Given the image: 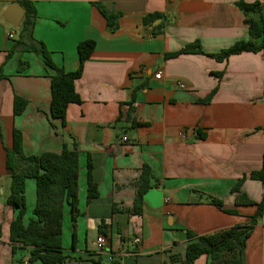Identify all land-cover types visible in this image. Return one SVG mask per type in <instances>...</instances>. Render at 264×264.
I'll list each match as a JSON object with an SVG mask.
<instances>
[{
    "label": "crops",
    "instance_id": "crops-1",
    "mask_svg": "<svg viewBox=\"0 0 264 264\" xmlns=\"http://www.w3.org/2000/svg\"><path fill=\"white\" fill-rule=\"evenodd\" d=\"M19 1L0 0V264H28L30 257L28 248L13 255L10 246V226L18 214L7 204L14 129L22 132L27 156L78 146L81 215L73 249L67 208L64 264H182L187 231L208 235L250 221L257 207L237 206L231 189L262 167L264 55L245 52L225 62L207 56L249 39L237 6L242 0H31L37 10L34 38L57 66L76 71L78 45L96 42L76 81L82 103L69 105L65 122L51 117L52 71L43 58L20 48L11 54L23 19L13 27L2 14ZM96 3L121 14L116 31L107 29ZM197 41L205 54L167 57ZM15 95L28 100L18 116ZM89 159L99 191L91 203ZM146 165L152 187L142 215H132L135 183ZM242 192L260 202L264 183L247 178ZM208 196L222 200L223 207L210 204ZM36 201V181L28 179L25 225L34 217ZM103 221L106 234L100 231ZM100 236L106 238L102 249L96 244ZM194 264H210L209 258ZM245 264H264V215L247 239Z\"/></svg>",
    "mask_w": 264,
    "mask_h": 264
},
{
    "label": "trees",
    "instance_id": "trees-1",
    "mask_svg": "<svg viewBox=\"0 0 264 264\" xmlns=\"http://www.w3.org/2000/svg\"><path fill=\"white\" fill-rule=\"evenodd\" d=\"M19 4L25 10L22 24L19 28V38L16 43L15 52L18 48L25 52H32L43 58L46 66L52 71L51 79V104L50 114L54 119H62L65 122L66 113L70 104H81L82 99L76 90V81L81 78L86 61L90 59L96 42L93 40L83 41L78 45L80 66L76 71L68 72L57 66L51 58V53L43 42L34 38V29L37 19V10L31 0H20ZM245 17V23L249 28V39L237 41L229 48L219 53L207 54L219 62H225L233 55L245 52L262 53L264 55V2L237 3ZM96 7L105 17L107 29L114 32L118 29L120 13H112L102 3H96ZM152 17V16H151ZM148 18L144 19L145 25L149 24ZM205 54L199 41L189 44L178 52L168 54V58L177 57L181 54ZM27 63L21 62V67ZM0 72V79L3 77ZM222 76V73L219 74ZM215 89L204 101L211 102L216 94ZM28 106V100L15 95L14 114L21 115ZM135 126L144 124L134 123ZM0 136L2 129L0 127ZM203 138L204 135H201ZM79 159L78 146L73 149L64 146L60 153H44L42 155L27 156L23 150V135L18 129L13 132V148L7 154V168L12 172L10 194L7 204L18 210L17 217L10 226V246L15 255L20 248H28L30 257L28 264L41 261L46 264H64L67 257L64 254L63 226L67 208L70 211V222L72 225V248L77 247V221L81 215L79 208ZM92 163L88 160L87 172V201L91 203L98 198V186L92 175ZM153 175L149 166H144L140 179L135 183L137 193L134 200L132 215H142L144 197L151 189ZM252 180L264 183V155L262 167L252 171L249 175L241 178L231 189L236 194L235 203L237 206H256L257 212L250 221L221 230L208 235H196L187 231L188 244L182 264H194L201 256H207L210 264H245L246 242L264 215V198L255 202L242 192L244 181ZM35 179L37 201L34 210V217L30 218L27 225L24 224V217L27 213L26 202V181ZM207 201L219 208L223 202L214 197H207ZM114 212L117 209L114 207ZM230 214H238L236 209L226 210ZM106 223L100 224V231L106 234ZM1 236V234H0ZM175 258L173 262H175ZM20 264H24L23 262Z\"/></svg>",
    "mask_w": 264,
    "mask_h": 264
},
{
    "label": "water",
    "instance_id": "water-1",
    "mask_svg": "<svg viewBox=\"0 0 264 264\" xmlns=\"http://www.w3.org/2000/svg\"><path fill=\"white\" fill-rule=\"evenodd\" d=\"M3 17L13 27H19L24 17V9L19 3H14L5 9Z\"/></svg>",
    "mask_w": 264,
    "mask_h": 264
},
{
    "label": "built area",
    "instance_id": "built-area-1",
    "mask_svg": "<svg viewBox=\"0 0 264 264\" xmlns=\"http://www.w3.org/2000/svg\"><path fill=\"white\" fill-rule=\"evenodd\" d=\"M9 37H10V38H13L12 35H10ZM156 77H157V78H160V77H161V73L157 74ZM181 86H182V87H185V85H183V84H181ZM134 242H135V243H139V242H140V239H136ZM96 244H97V246H98L99 248L102 249V248L105 246V244H106V238H105L104 236H100V237L98 238Z\"/></svg>",
    "mask_w": 264,
    "mask_h": 264
},
{
    "label": "rangeland",
    "instance_id": "rangeland-1",
    "mask_svg": "<svg viewBox=\"0 0 264 264\" xmlns=\"http://www.w3.org/2000/svg\"><path fill=\"white\" fill-rule=\"evenodd\" d=\"M68 225L67 221L64 222V228Z\"/></svg>",
    "mask_w": 264,
    "mask_h": 264
}]
</instances>
